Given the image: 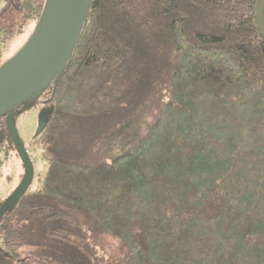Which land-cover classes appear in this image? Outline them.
<instances>
[{
    "label": "trees",
    "instance_id": "1",
    "mask_svg": "<svg viewBox=\"0 0 264 264\" xmlns=\"http://www.w3.org/2000/svg\"><path fill=\"white\" fill-rule=\"evenodd\" d=\"M47 3L5 0L0 68ZM256 4L91 0L64 69L0 114V167L19 156L11 111L34 170L0 221V264H264Z\"/></svg>",
    "mask_w": 264,
    "mask_h": 264
},
{
    "label": "water",
    "instance_id": "2",
    "mask_svg": "<svg viewBox=\"0 0 264 264\" xmlns=\"http://www.w3.org/2000/svg\"><path fill=\"white\" fill-rule=\"evenodd\" d=\"M91 0H48L42 19L21 49L0 68V114L33 93H41L61 72L79 36ZM264 0H257L256 15L264 33ZM8 125L25 173L19 185L0 206V221L9 204L30 186L34 170L10 111ZM42 130L39 124L37 134Z\"/></svg>",
    "mask_w": 264,
    "mask_h": 264
},
{
    "label": "rangeland",
    "instance_id": "3",
    "mask_svg": "<svg viewBox=\"0 0 264 264\" xmlns=\"http://www.w3.org/2000/svg\"><path fill=\"white\" fill-rule=\"evenodd\" d=\"M4 3L5 0H0V9ZM32 25L25 26L22 33H16L8 40L6 47L2 51V59L12 57L21 49L33 31L34 27ZM38 121L39 115L36 111L28 112V114L21 119L19 131L26 144H28L34 134H36L35 132L38 130ZM38 159L39 161L36 163V171H39L40 169L45 173L47 163L45 165V161L41 155ZM23 176L24 167L21 158L17 155L10 156L6 164L0 167V202L6 199L11 192L15 190Z\"/></svg>",
    "mask_w": 264,
    "mask_h": 264
}]
</instances>
